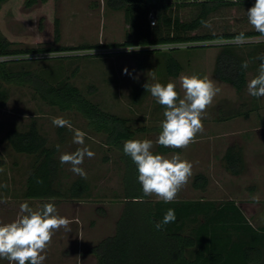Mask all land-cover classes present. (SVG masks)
<instances>
[{
    "label": "rangeland",
    "instance_id": "1",
    "mask_svg": "<svg viewBox=\"0 0 264 264\" xmlns=\"http://www.w3.org/2000/svg\"><path fill=\"white\" fill-rule=\"evenodd\" d=\"M55 18H59L65 28L60 43L62 46L118 43L125 40L129 29L124 11L111 7L109 0H38L33 5H27V0H7L0 7V40L8 41L12 49L38 47L39 43L51 44L54 40ZM254 46H236L235 51L257 49ZM220 49L219 46L157 48L156 51L137 54L126 48L78 49L67 54L61 53L62 57L54 54L15 64L11 70L32 71L53 85L74 86L102 112L129 119L128 124L133 129H149H140L134 139L152 140L153 152L158 150L156 141L165 119V106L159 104L148 91L143 93L140 102H136L137 88L144 87L146 83L160 82L166 85L174 82L182 98L184 90L181 77H207L220 91L203 114V131L197 134L194 142L180 149L183 152L182 158L190 161L193 167L191 177L180 188L176 199L205 198L221 201L233 198L244 202V213L254 225L262 226L264 131H257V114L253 107L257 99L249 94L247 87L244 92L239 93L233 85L215 78L214 69ZM107 51L120 53H99ZM171 56L180 62L181 73L178 77H172L166 72V61ZM248 63L253 65V60H248ZM125 68L130 74L124 72ZM257 74V70H248V82ZM2 84L7 89L8 99L0 107V158L4 160V165L0 167V223H10L21 215L16 210L17 204L25 201L31 207L54 203L60 216L73 220L67 231L71 235L67 242L47 245L43 253L46 256L43 264H97L96 257L89 250L103 238L114 234L116 222L126 201L123 152L110 143L105 130H98L76 108L61 109L59 105L44 99L30 79ZM248 111L252 112L245 120L244 115ZM56 117L70 121L72 128L53 125L52 120ZM33 121L41 133L47 136L50 145H59V162L62 153L75 152L85 145L95 152L94 157H85L84 163L80 165L85 169L86 177L73 173L70 164L60 163L58 189L62 195L53 201L26 198V183L36 157L15 152L6 138L8 130H27ZM77 128L86 133L85 145L73 142V129ZM230 145L243 149V168L239 177L232 175L221 159ZM172 155L174 153L164 156L170 158ZM199 173L208 177L205 190L194 187L195 176ZM78 178L87 180L90 195L81 199L66 198L68 188ZM252 185L257 186L252 188ZM149 196L153 200H159L154 194ZM79 228L83 236L77 238L74 235ZM0 264L12 262L0 258Z\"/></svg>",
    "mask_w": 264,
    "mask_h": 264
},
{
    "label": "trees",
    "instance_id": "2",
    "mask_svg": "<svg viewBox=\"0 0 264 264\" xmlns=\"http://www.w3.org/2000/svg\"><path fill=\"white\" fill-rule=\"evenodd\" d=\"M5 1L7 0H0V7ZM37 2L38 0H27V5ZM254 2L255 0H236L183 3L173 8L170 4L155 3L153 0H109L111 7L124 11L125 21L129 26L124 41L78 47L62 46L61 21L55 18L54 40L51 44L39 43L38 47L12 49L8 41L0 40V55L67 54L78 49L152 47L132 51L137 54L156 51L159 44L236 38L241 32L244 36L260 35L247 17V10ZM151 12L156 15L155 25L149 19ZM250 45H255L257 49L235 51L236 46ZM220 48L214 69L215 78L233 85L239 93L244 92L248 84V70L258 69L264 58V42L228 43ZM118 53L120 52L112 51L106 54ZM60 55L56 57H62ZM37 59L15 58L0 63V107L8 99L7 89L2 82L14 83L30 79L44 99L59 105L61 109L76 108L98 130H105L110 143L122 152L126 140L134 139L140 129L149 130L145 127L133 129L128 124L129 119L102 112L74 86L53 85L35 72L11 70L12 65ZM250 59L253 60V65H249ZM245 62L248 65L246 68L242 67ZM166 72L172 77L180 75L181 65L177 58L171 56L166 61ZM137 89L135 101L140 102L146 89L143 86ZM248 112L246 115H249ZM6 138L15 152L36 157L26 183V198H59L62 192L58 189L61 172L57 158L58 148L50 145L49 139L41 133L36 122L33 121L24 131L8 130ZM173 150L175 149L158 144V150L154 153ZM123 160L126 166V201L116 222L114 234L103 238L89 250L96 257L97 264H264V225H254L235 200L175 199L170 203L153 200L149 195L143 194L142 186L137 180V169L131 158L124 154ZM223 161L231 174L239 175L243 168V149L230 145ZM2 165L4 160L0 158V167ZM207 184L208 177L205 174L195 176L194 187L205 190ZM67 192L66 198L81 199L89 196L91 189L87 180L78 178L71 183ZM169 208L175 210L176 220L158 230L155 224L162 221Z\"/></svg>",
    "mask_w": 264,
    "mask_h": 264
},
{
    "label": "clouds",
    "instance_id": "3",
    "mask_svg": "<svg viewBox=\"0 0 264 264\" xmlns=\"http://www.w3.org/2000/svg\"><path fill=\"white\" fill-rule=\"evenodd\" d=\"M249 23L254 29L264 34V0H255L247 10ZM241 32L236 42H244ZM131 51L130 49H128ZM247 63L242 67L246 68ZM124 72L130 74L125 68ZM155 79V77H153ZM184 95L181 98L174 82L166 85L156 82L145 84L146 91L165 106L161 123V132L156 143L168 148L183 149L194 142L198 133L203 131V114L212 103L220 89L207 77L197 75L181 77ZM248 92L253 97H264V58L258 68V74L247 84ZM58 127L72 128L70 121L56 117L52 120ZM73 142L85 145L86 133L81 129H73ZM150 139H129L123 144V152L129 156L137 169V180L142 186L145 196L154 194L164 203L176 199L180 188L188 182L192 175V163L183 159L179 153L170 158L154 153ZM59 148V145H57ZM95 152L88 146L78 148L75 152H65L60 156L61 164H70L71 171L81 177L87 173L80 165L85 157L92 158ZM19 215L10 223H0V258L7 259L12 264H43L46 256L43 254L55 231L67 229L71 221L60 216L54 203H45L39 209H33L29 202L20 205ZM176 220L175 210L169 208L162 221L155 224L159 230L164 225Z\"/></svg>",
    "mask_w": 264,
    "mask_h": 264
},
{
    "label": "built area",
    "instance_id": "4",
    "mask_svg": "<svg viewBox=\"0 0 264 264\" xmlns=\"http://www.w3.org/2000/svg\"><path fill=\"white\" fill-rule=\"evenodd\" d=\"M219 1H236V0H153V2H163L166 4H170L173 6V8H176L179 4L183 3H209V2H219ZM149 19L151 21L152 25L156 24V15L154 12H151L149 14ZM264 42V34L260 35H254V36H245L244 42H236V38H222V39H213V40H207V41H188V42H177V43H168V44H159L156 46V48L161 49H187V48H193L197 46H222L224 44L232 43V44H246V43H261ZM152 47L147 46H132V47H126V49H132V51H139L142 49H151ZM129 51V50H127ZM112 51L107 52H99V53H108ZM54 54L60 55L61 53L55 52V53H24L19 54L16 56H8V55H0V63L6 62L15 58H44V57H51L54 56ZM64 54V53H62ZM56 55V56H57Z\"/></svg>",
    "mask_w": 264,
    "mask_h": 264
},
{
    "label": "crops",
    "instance_id": "5",
    "mask_svg": "<svg viewBox=\"0 0 264 264\" xmlns=\"http://www.w3.org/2000/svg\"><path fill=\"white\" fill-rule=\"evenodd\" d=\"M64 32H65V28L63 27V24H61V41H60V43L62 42V37H63V35H64ZM123 40H124V38H123ZM122 42V41H121ZM61 45V44H60ZM246 52H248L247 50H245ZM255 70H257L258 71V69H255ZM256 99L257 100H255V102H256V104L253 106L254 107V112H256V122H257V124L256 125H258L257 126V131H260V132H263L264 131V103H263V99H264V97H256ZM259 99V100H258ZM246 107H247V105H246V102H245V104H244ZM252 112V111H251ZM251 112L249 111L248 112V114L249 115H244L245 116V120H247L249 117H250V115H251ZM263 138H264V135H263ZM196 141H199V139H197ZM226 150H227V148H226ZM225 150V151H226ZM170 153H174V154H177V153H179L180 155H181V157H183L182 156V154H183V152H181V150L180 149H175V150H173V151H170V152H167V153H160V154H162V155H166V154H170ZM224 154H225V152L223 153V155L221 156V159H223V156H224ZM196 155H197V153H196ZM196 155H194V158L193 159H195L196 158ZM206 157H207V155H206ZM199 158H200V156H199ZM184 159V158H183ZM206 175V174H205ZM233 175V174H232ZM239 176H241V173L239 174V175H236V177H239ZM240 183L241 182H239L238 183V185H240ZM236 185V184H235ZM207 186H208V184H207ZM257 185H252V188H254V187H256ZM207 188V187H206ZM253 192V191H252ZM27 199H30V198H27ZM70 199V198H69ZM230 200H235V199H233V198H229ZM39 200V199H38ZM41 200H46V199H41ZM54 199H48V201H53ZM225 200H227V199H225ZM240 206H241V208L243 209V207H242V204L244 203V202H238L237 200H235ZM47 202V201H46ZM20 205L21 204H17V208H16V210H18V212H20ZM42 206L40 205V206H36V207H33V209L35 210V209H39V208H41ZM2 207H0V210H2L1 209ZM243 211H244V209H243ZM21 213V212H20ZM70 220V219H69ZM71 221V220H70ZM79 221V220H78ZM71 222H73V220L71 221ZM81 223V222H80ZM82 225H79V227H81ZM69 229L67 228V229H65V228H61V229H59V230H57V231H55V233L53 234V236H52V239H51V241L49 242V246L50 245H52L54 242H62V243H64L65 241L67 242V241H69V239H70V233L69 232H67ZM77 230V232H75V235L74 236H76L77 238H80V236H83V234H82V230L79 228V229H76ZM76 238V239H77ZM82 241H83V238H82Z\"/></svg>",
    "mask_w": 264,
    "mask_h": 264
}]
</instances>
